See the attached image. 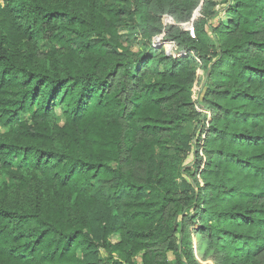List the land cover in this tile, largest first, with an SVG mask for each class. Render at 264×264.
Wrapping results in <instances>:
<instances>
[{"label": "trees", "instance_id": "16d2710c", "mask_svg": "<svg viewBox=\"0 0 264 264\" xmlns=\"http://www.w3.org/2000/svg\"><path fill=\"white\" fill-rule=\"evenodd\" d=\"M197 238L264 264V0H0V264H199Z\"/></svg>", "mask_w": 264, "mask_h": 264}, {"label": "rangeland", "instance_id": "374dc122", "mask_svg": "<svg viewBox=\"0 0 264 264\" xmlns=\"http://www.w3.org/2000/svg\"><path fill=\"white\" fill-rule=\"evenodd\" d=\"M216 2H218V4L220 5V4H223L224 2H225V0H215ZM221 6H219L218 7V9L220 8ZM224 16L225 15H222L221 16V19L223 20L224 19ZM169 21H171V19H169V18H165V22L166 23H168ZM218 23V21L216 22V24ZM191 23H189V24H186V25H184V27H191ZM127 38H124L123 39V42H125V40H126ZM161 40V38H159L158 39V41H160ZM135 46H137V45H139L138 43H136L135 42V44H134ZM164 50H165V52H166V54L167 55H169V56H175V57H180V56H182V54L181 55H179L178 54V52H177V46L174 44V43H166L165 45H164ZM133 49H136V48H133ZM199 75H200V85H201V83L203 82V79H204V73H203V71L200 69L199 70ZM200 85L198 86V87H196V95H197V99H198V96H199V91H200ZM198 110H200V109H198ZM201 112V111H200ZM56 118H57V121H58V123L60 124V125H63V123H64V119H63V115H62V112L60 111V110H58L57 111V113H56ZM2 130V132H7V129H4V128H2L1 129ZM6 182H8V178L7 177H5V178H3V180H2V183L3 184H5ZM120 240V237H112L111 238V241L113 242V243H116V242H118ZM194 250H195V258H196V261L197 262H199V264H206L205 262H202V260H201V258H202V254H203V251H204V246H203V244L201 243V240L200 239H196L195 240V245H194ZM103 255H105V253L103 252ZM171 259L173 260L174 258H173V256L171 255ZM138 261L139 262H141V257L139 256L138 257Z\"/></svg>", "mask_w": 264, "mask_h": 264}]
</instances>
